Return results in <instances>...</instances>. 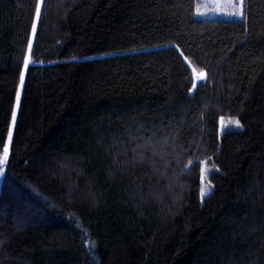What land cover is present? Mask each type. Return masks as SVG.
<instances>
[{
  "label": "trees",
  "instance_id": "1",
  "mask_svg": "<svg viewBox=\"0 0 264 264\" xmlns=\"http://www.w3.org/2000/svg\"><path fill=\"white\" fill-rule=\"evenodd\" d=\"M198 3L0 0V264H264V5Z\"/></svg>",
  "mask_w": 264,
  "mask_h": 264
},
{
  "label": "rangeland",
  "instance_id": "2",
  "mask_svg": "<svg viewBox=\"0 0 264 264\" xmlns=\"http://www.w3.org/2000/svg\"><path fill=\"white\" fill-rule=\"evenodd\" d=\"M197 2H199V3H198V9H197V16L196 17L199 20H204V21H207V20H238V19H224L222 16L223 13H227V12L235 10L231 7L230 0H197ZM258 4L264 5V0H245V4H244V11H245V14L247 16V23H248V31H249L248 36H249L250 40L253 39L254 33H253V31L251 32V25H252L251 22H250L251 25H249V22H248V20L250 21V19L248 18V10H250V8L252 6H256ZM214 10H216V12L218 14H211V13H213ZM199 12H205V13H210V14L207 15L206 17H199L198 16ZM249 27H250V30H249ZM256 32L257 31L255 30V33ZM258 41H259V37H258ZM32 43H33V39L31 40V43L29 44L30 47L28 46L27 52H26V59L29 61L28 67L34 66L35 64H37V62H33V44ZM28 67L24 68L25 69L24 74H23L24 79H25V75H26V71H27ZM192 68H193V66H192ZM192 70H194V68ZM198 73H199V71H196V70L193 71V82L195 81L197 83V87L200 83H204V82L199 81L196 78L195 74H198ZM195 90L196 89H192L191 94H194ZM15 112H16V117H17L18 109H15ZM229 121L230 120H221V122H220L221 134L226 132V129H227V131L228 130H239V128H236L234 125L229 124L228 123ZM8 147H9V152H10V143L8 144ZM3 172H4V168H3ZM209 173H211V172L207 169L206 179L203 180L202 186H204L206 188H210L211 193H212V187L210 186V184L208 182ZM167 190H168V193H170V192L173 193L171 191V188H169ZM171 193H170V195H171ZM11 194L12 195L16 194L15 199H16L17 207L19 209V210L16 209V211L18 210L17 212H23L25 215L28 214V211L24 210L25 204L21 201L20 192L16 191L15 194L11 192ZM206 197H208V196H206ZM26 208H28V207L26 206Z\"/></svg>",
  "mask_w": 264,
  "mask_h": 264
},
{
  "label": "snow or ice",
  "instance_id": "3",
  "mask_svg": "<svg viewBox=\"0 0 264 264\" xmlns=\"http://www.w3.org/2000/svg\"><path fill=\"white\" fill-rule=\"evenodd\" d=\"M40 3L42 4L43 0H40ZM230 3H231V7L235 10L227 12V13H223L222 14L223 18L224 19H238L241 21V23L246 24L247 16H246L245 11H244L245 0H230ZM209 14L210 13L199 12L198 16L199 17H206ZM211 14H218V13L216 12V10H214L213 13H211ZM35 17H36V20H39V17H40L39 9H37ZM35 30H36V26L34 24L33 25V34H35ZM180 55L183 57L184 61H187L186 67H190L191 61H188V57L184 56V54L182 52L180 53ZM28 63H29V61L26 59L25 60V68L28 67ZM195 75L199 81H201V82L207 81V73L206 72L201 71ZM23 83H24V78H23V75H21V78H20L21 87L23 86ZM196 88H197V83L194 81L192 83V89H196ZM19 106H20V94L18 92L17 97H16V108L18 109ZM11 122H12V126L14 127L15 123H16V112L15 111H13V113H12ZM228 123L231 125H234L236 128H242V125L238 119L237 120H230ZM226 131H227V129H226ZM11 140H12V131L10 129L9 133H8V138H7L8 142L5 143V145L3 146L2 155H0V165H7L9 162L8 144L11 142ZM191 163L192 162L189 161V164H191ZM207 165H208V161H199L197 163V167H199L201 169V180H202V182L204 179H206ZM3 176H4L3 169H0V177H3ZM210 195H211V189L202 186L201 190H200L201 199L203 200L206 196H210ZM93 247H94V245H93Z\"/></svg>",
  "mask_w": 264,
  "mask_h": 264
},
{
  "label": "crops",
  "instance_id": "4",
  "mask_svg": "<svg viewBox=\"0 0 264 264\" xmlns=\"http://www.w3.org/2000/svg\"><path fill=\"white\" fill-rule=\"evenodd\" d=\"M249 24H250V21L248 20Z\"/></svg>",
  "mask_w": 264,
  "mask_h": 264
}]
</instances>
